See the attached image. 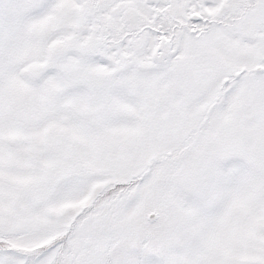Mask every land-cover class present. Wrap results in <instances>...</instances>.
I'll return each mask as SVG.
<instances>
[{"label":"snow or ice","instance_id":"obj_1","mask_svg":"<svg viewBox=\"0 0 264 264\" xmlns=\"http://www.w3.org/2000/svg\"><path fill=\"white\" fill-rule=\"evenodd\" d=\"M0 264H264V0H0Z\"/></svg>","mask_w":264,"mask_h":264}]
</instances>
